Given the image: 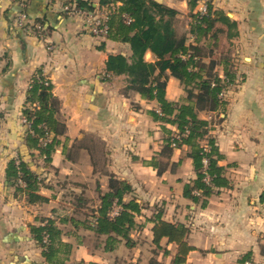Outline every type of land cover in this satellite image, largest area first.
Returning a JSON list of instances; mask_svg holds the SVG:
<instances>
[{"label": "crops", "instance_id": "crops-1", "mask_svg": "<svg viewBox=\"0 0 264 264\" xmlns=\"http://www.w3.org/2000/svg\"><path fill=\"white\" fill-rule=\"evenodd\" d=\"M70 1L0 0V264H47L28 227L43 225L47 219L63 231L62 241L71 245L70 263L148 264L155 259L172 264L176 247L165 240L161 249L152 244V221L157 216L188 227L193 250L186 264H264V203L260 202L264 191V0H211L214 9L236 22L238 34L228 46L235 82L225 91L224 109L198 113L209 123V135L221 155L218 166L228 181L205 207L183 196L184 185L196 179L192 161L186 157L187 146L173 149L161 175L151 165L163 140L161 124L150 114L157 104L136 93L125 94L126 76L105 75L107 57L128 56V47L90 35L83 28L84 17L64 12ZM86 1L97 9L101 2ZM154 1L178 11L183 30L189 33L186 0ZM22 14L29 24L44 22L39 36L17 26ZM145 59L152 61L151 54ZM215 70L219 78L224 77L222 66ZM38 72L51 84L60 102L58 118L66 127L49 163L24 146L25 128L20 122L29 81ZM165 98L171 102L185 98L172 77L167 80ZM85 135L104 144V172L130 183L141 207L130 249L121 244L113 253L104 252L79 222L83 213L90 215L96 208L97 188L104 192L108 183L106 175L95 172L89 153L77 148ZM64 147L71 150L69 159ZM19 155L38 175L39 195L46 202L28 204L7 186V164ZM81 193L89 200L83 208L75 200ZM124 253L127 257H122Z\"/></svg>", "mask_w": 264, "mask_h": 264}, {"label": "trees", "instance_id": "trees-1", "mask_svg": "<svg viewBox=\"0 0 264 264\" xmlns=\"http://www.w3.org/2000/svg\"><path fill=\"white\" fill-rule=\"evenodd\" d=\"M186 1L189 8L188 34L180 31L179 12L154 0H101L98 9L89 1L71 0L63 10L67 15L72 11L91 13L102 8L109 12L107 33L103 37L126 45L130 54H110L105 62V75L126 76V94L133 92L143 100L157 104V109L150 114L161 124L163 140L161 150L151 165L161 175L169 165L173 149L187 146L186 157L192 161L196 179L184 185L183 196L205 207L208 198L219 188L228 186V181L223 168L218 166L221 155L215 139L209 135V123L200 119L198 113L224 109L225 91L235 82L228 46L238 33L236 22L223 11L214 9L211 0L207 1L203 14L196 11L199 0ZM126 17L129 22H126ZM18 21L19 17L16 24L22 30L37 34L44 27L42 20L33 24L27 22L25 27L19 26ZM147 53L151 54L152 61L145 59ZM217 66L223 67V78H219L215 70ZM169 77L180 83L185 92L183 100L171 102L165 98ZM59 107L60 102L53 96L51 84L39 72L33 75L21 115L31 121L30 129L25 130L23 143L29 152L37 151L45 163L50 162L59 144L58 138L65 134V124L58 118ZM166 126L173 127L174 131ZM49 136V143L42 145L40 140ZM97 141L85 135L77 148L89 153L95 172L100 170L108 177L107 190L103 192L97 188L96 208L90 215L83 213L84 219L79 222L83 229L91 232L97 248L113 253L121 244L127 249L133 247L131 233L138 227L135 216L141 207L130 183L104 172L107 162L104 144ZM63 153L67 159L71 157V150L66 147ZM5 182L14 188L16 194L24 196L28 204L46 202L39 195L38 175L20 155L8 162ZM75 200L80 208L89 202L82 193ZM260 202L264 203V191ZM114 205L119 206L120 211L111 217ZM152 223V244L157 249H161L163 240L174 245L176 253L172 264H186L187 256L193 250L188 241V227L164 221L160 216ZM28 227L47 264H73L69 262L71 245L62 241L63 231L53 220L47 219L43 225ZM262 252L264 254V248ZM148 264L159 263L151 259Z\"/></svg>", "mask_w": 264, "mask_h": 264}, {"label": "built area", "instance_id": "built-area-1", "mask_svg": "<svg viewBox=\"0 0 264 264\" xmlns=\"http://www.w3.org/2000/svg\"><path fill=\"white\" fill-rule=\"evenodd\" d=\"M207 1L208 0H199L197 7H196V11L199 12L200 14L205 13ZM112 9H113V7H112ZM69 13L71 15H80V16L84 17L85 21L89 25L90 33L92 35H94L95 37L104 36L107 33V20H108L109 12L106 9L102 8L101 10H96V11L91 12V13L90 12H84V11H77V12L72 11ZM125 20H126V22L130 21V19L128 17H126ZM18 25L21 27H23V26L25 27L27 25L26 17L24 14L20 15ZM20 122H21L22 126L25 128V130L30 129V127H31V121L30 120H27L25 117L21 116ZM50 139H51V136L46 137L44 139H41L40 140L41 144L45 145V144L49 143ZM17 163H18V161H16V164ZM119 211H120V207L117 205H114L112 208V211L110 213V216L111 217L116 216Z\"/></svg>", "mask_w": 264, "mask_h": 264}, {"label": "rangeland", "instance_id": "rangeland-1", "mask_svg": "<svg viewBox=\"0 0 264 264\" xmlns=\"http://www.w3.org/2000/svg\"><path fill=\"white\" fill-rule=\"evenodd\" d=\"M105 9V8H104ZM178 25H179V27H180V31L181 32H183V33H186V31L185 30H183V22L182 21H180V19H179V22H178ZM83 28L84 29H86L87 30V32L90 34V35H92L91 33H90V30H89V25H88V23L84 20V23H83ZM31 32V31H30ZM36 35V34H35ZM37 36H39V34H37ZM93 37H95L94 35H92ZM96 38H103V36H100V37H96ZM242 56V55H241ZM247 57V56H246ZM240 60H241V58H240ZM127 80V79H126ZM128 83V82H127ZM133 92H129V93H127V94H132ZM126 94V93H125ZM59 109H60V107H59ZM218 118V116L216 117V119ZM96 141H97V139H96ZM98 142V141H97ZM96 142V145H98V143ZM99 153V152H98ZM98 158H99V160H100V162H102L103 161V159L101 158V156H100V154H98ZM126 256V253H124V254H122V257H125ZM127 257V256H126Z\"/></svg>", "mask_w": 264, "mask_h": 264}]
</instances>
